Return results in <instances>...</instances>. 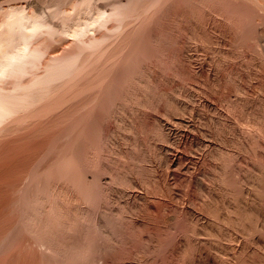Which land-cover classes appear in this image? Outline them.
Returning <instances> with one entry per match:
<instances>
[{"label": "rangeland", "instance_id": "374dc122", "mask_svg": "<svg viewBox=\"0 0 264 264\" xmlns=\"http://www.w3.org/2000/svg\"><path fill=\"white\" fill-rule=\"evenodd\" d=\"M76 1L77 0H63V1L62 0H0V45H2L0 46L1 47L0 51L1 49L5 51L9 49L7 53L10 54L12 52L10 51L12 50V48L14 52H17V50H21L24 47H26L28 52L32 54L30 55V58L27 57L26 59H29V61L31 62L33 61L32 63L31 62L28 63L29 61H26L27 63L25 62L28 65L27 67L26 66L24 67V69L26 70L20 69L23 74L20 73L21 71L18 72L17 70L14 69L15 71H17L16 73L18 75L14 73L15 71L14 72L11 71V74L9 73L8 75L7 73L6 76L4 75L0 79L1 80L0 90L2 91V92L0 91V95L2 94L1 96H3V94L5 93L4 97L6 98L7 96L5 95L8 94L10 98V95L13 94L11 98H14L15 96V99H17L18 101V102L14 101V104L16 107V108L14 107L15 108L14 114L16 116L13 113H11L13 116L11 114L7 116V118L3 120L4 122H6L7 120V122L4 123L2 121L4 125L2 123L0 125V264H58V263L59 264H71V263L74 264L76 260L77 262L75 264H103V259L105 260L104 261L105 264H152V263L157 264L156 263L157 260L158 259L160 260L162 257H164V255L168 253L169 248H171L172 246L173 247L175 246L173 242L176 239V237H174V236H177L176 234L180 232L189 233V231H187L188 229L193 231V228H195L196 230V227L197 229H199L198 225H200V228H202V224H203L202 222H204V221H200L201 222L200 223V222H197V220H194L196 223L193 222L195 224H191L192 222L190 223V220L186 218L185 214H181L182 208L184 207H189L198 212L203 206L202 205L203 201H199L200 200L199 192H195L194 188L192 187L190 188V186H187L185 184L183 185L181 180H178L175 183L176 190H178L177 194L179 193V195H177V199H173V198L170 199V196L167 195V193H165L166 191L163 190L165 196L167 195V198L164 197L163 200H160L165 204L161 202L160 204L162 205L161 206L162 209H160L159 207L160 205H158L159 209L157 210V213L155 214H151L150 212L151 210L148 211L147 209L148 207L142 203L143 207L139 208L140 217H138L139 215L134 216V214H131V210H128L130 209L129 207L130 205L128 206L127 203L122 202L125 200H122V201L110 200V199L107 200L108 197H105L106 195L105 196L102 195L100 199H98L99 201L98 200L97 202L94 201L96 205L93 204L94 208L91 207L92 212L90 214L91 216H89L91 217V219L87 220L88 223L86 221H84L83 224H81V222H78V224L82 225V227L79 225L81 228H84V230L85 228H87L89 229V232L88 230H85V231L83 229L81 230H83L88 235L91 233L90 236L85 234V237H84L83 236L84 232L82 233V231L80 230L82 233L81 238L83 236L86 242L91 239V241H88L89 243L87 242L88 245H86L87 243L83 244V241H82L83 238L80 239V237H78L77 235V232L80 229V227L77 226L76 228L78 230L76 229V232L74 231V233H72L71 231V233L74 234L75 239L78 237V239L81 240V243L83 245L80 243L79 244L82 246H85V248L84 247L83 248L86 250H83L82 252L81 251L80 252L84 255L86 253L88 254V255L86 254L85 256L83 255L82 257H81V253L79 256L75 255L74 257H76V260L75 258L73 259V257L71 258L70 255L73 256V253H70L71 251L69 252L67 251L68 254L66 252H63L65 255L62 252L60 253V255L59 254L56 255L55 251L49 250L52 248H48L47 246H45V244L39 243L40 240H38V238H41V235L39 234V237H38L36 230L33 229L35 232H33L32 229H31L32 231L30 230V228L32 227L26 224L27 218L25 217V215L29 213L31 209H33L32 207H35L36 204H38L36 203L37 201L43 204L44 202L40 200L30 202V200L33 199L32 197L35 196L34 194H36L37 196L40 192L41 193L45 192L44 190L46 189V187H49V189H53L54 187L56 189L57 188L62 189L61 188L62 186L64 187V190L62 189V191L63 192L65 191L64 192L65 196L67 195L68 192L66 193V191L68 189L67 188L68 182L66 181L68 179L67 178L68 170L65 171L67 167L63 168L64 167L63 158L64 160H66L67 157H70V155L74 154V156L81 155L80 157L83 158L82 160H84L83 153L85 154L86 149L90 148L88 146L89 145L91 146L90 141L88 142V140H91L90 138L93 139V136H94L93 131L90 133L89 131L92 130V128L94 130L95 126L98 129L105 128L104 130L106 131L107 130L109 131V129L114 130L116 128L115 130L116 136H114V139L115 137H117L116 139L119 140V137L121 136H122L121 137L122 139H126L123 137L124 133L127 136V138L129 137V139H126V140H128L129 145L131 147L127 146L128 142L126 140H124L126 141L124 142L123 140L121 141V138H120L119 141L120 143L123 142L122 144L123 149L126 148L127 151L132 150L131 154L134 155L133 157L136 156L135 157L136 162L134 160V162L136 163V166H135L136 169L134 168V166L133 167L131 166L133 168L132 171L135 169V171L133 172L136 175L135 174L133 175L137 177L138 179L143 180V182L145 180L148 182L149 181L152 182L148 184L150 186V188L148 187L149 191L153 190L150 192L159 191L158 190L159 188H157V186L160 184H161L160 188L162 189V185H163L162 182H164L163 180H165V176H166V172L163 171L162 169L150 167L148 164L145 165L144 162L140 161L143 157V154L145 153L148 154V151L149 152L151 151V149H149V140L151 141L150 138H152L153 134L157 131L155 128L156 127L155 123L157 120H160L161 122L163 121V124H165L166 126L168 125L167 127H174V129L178 133L186 132L187 134H189L188 138H191L194 144H196V142L208 144L209 141H212V139L209 138L208 135H210L215 140L217 138V141L220 143V146H222V148L220 147L221 150L223 149L224 151L222 152L220 148L218 147L217 150L219 153L217 151L216 153L220 154L221 157H219V155H217L216 153L214 154L215 151H213L210 153L211 156L209 155L207 158L204 157V159L202 157L201 159V161L203 160L202 163L205 166V171L206 170H207L206 172L209 171L212 175H213L214 170L211 169L212 166L210 167V164L212 161H214V159H217V156L220 159H222L223 157L224 159H222V161L227 160L228 164H230L233 160H234L233 161L234 164H235V161L236 163H238L239 161L240 162L243 161L242 163L244 164V168H243V165L240 164V162L238 163V166L241 165L240 168L244 169V170L242 169L240 170L241 173H244L246 171L245 172L246 174L247 173L250 174V172L252 171H249V169L253 170L252 168L253 166L260 168L259 167L260 165L261 168L264 167V153H262L264 150V116H263L264 115V112H263L264 111V0H211L210 2L209 0H193V1L192 0H174V1L173 0L172 1L171 0H160V1L159 0H129V1L128 0H125V1L124 0L122 1L121 0H111V1L110 0L108 1L107 0H80L81 3L78 0L79 4H77L78 1L77 2ZM74 3L76 7L74 6ZM123 4L125 5V7ZM117 5L120 7H117ZM109 6H111V8ZM74 8H76V11ZM117 8L122 9V13H120L121 12L120 9L118 10V12L120 11L119 13L121 16L119 15V13H117V15L114 14V16H111L110 15L112 14L111 11L114 12L113 10ZM99 10H100V13H99ZM107 11H110L109 12L110 14H108ZM64 13L68 15H65L64 17ZM102 13L103 14L106 13L105 16L110 15V16H107V18H105L106 21L104 19L100 20L97 18V16ZM21 14H26V16H28L29 18L32 17V19L34 18L33 20L30 19L29 20L30 22H27L24 25L25 28L23 26L24 29L22 27H18V25L17 26L12 25L13 22L18 18V16L20 17ZM126 14H129L130 16ZM94 16L96 17L94 18ZM88 17L89 18L91 17L92 19L91 18L89 19ZM113 17L115 18V20H113L114 19ZM118 17L120 20L118 19ZM35 18H37V20ZM66 18L68 19L66 20ZM110 18H112V20ZM38 19H40V21ZM116 19L118 20V22L121 21L120 22L121 24L118 22L115 23ZM35 20L40 23L43 22L40 26L41 28L43 25H47L48 27L43 26V29L40 30L39 28V31L37 30L38 32L37 31L32 32L31 24ZM80 20L81 21L83 20V21L81 22ZM101 21L106 22V24ZM9 23L10 24L12 23L11 24L12 26ZM100 23L104 24L103 26L105 27L102 26L101 28ZM84 24L88 26L91 25V28L89 27L88 28L89 30L85 34L86 37L89 35L88 36L89 38L87 37L85 40H84L85 35L83 38V36L80 37L81 35H74V32L72 33L73 30L75 31V30H79L81 27H83V29L87 27V26H84ZM123 25L125 26L123 27ZM93 27H95L96 29H94ZM99 27L101 30L99 29ZM29 28L31 29L29 30ZM124 28H125V31H124ZM11 29H13V31H11ZM111 29H113L115 33ZM117 29H118V32H117ZM17 30H20V32ZM22 30L23 31L26 30V31L22 32ZM30 31L34 34L31 35ZM108 31L110 33H108ZM94 32L95 33L97 32V33L95 34ZM109 34L112 38L109 37ZM23 35L28 36V38L26 39ZM104 35H107V36H104ZM112 35H114L115 37ZM74 37L77 39H75ZM99 37L100 38L102 37V39L103 38L105 39L108 37V39L112 41L110 44L114 42L116 46H114L115 44H112L108 50L110 52L107 51L105 55L103 54L104 56L102 55V53H100V55L98 56L99 58H96L97 56L90 58L89 56V59L93 60V61L91 60L92 63L90 60L86 58L84 59L83 57L81 60L80 53L83 51L82 44L84 43V41L86 43V41L87 42H89L90 40L92 41L93 38L99 39ZM116 38H117V41L120 39L122 40L118 41L117 43ZM73 39H75L76 41L74 42ZM80 39L84 41L82 42ZM79 40H80V43H79ZM141 47H143L144 49L142 48L143 50H141ZM131 49L134 52V54H132V56L134 55L133 59L136 61L135 62L133 59H131V63L132 61L135 62L133 63V65L137 63L136 66L138 65L137 69L139 68V70H137L138 72H136L137 77L134 76L136 74L135 73L136 67L134 65L133 68L135 69L134 70L135 74L133 73L134 74L133 76H129V75L128 76L131 78L136 77V79L132 78V80L136 81L137 78L143 79L144 78L143 76L146 77V74L152 73V78H153L152 80H154V82L152 81L153 83L151 85L153 86L151 87L153 88V90L154 88L157 89V87H158V91L159 89L161 90L163 89V94L160 96V99H159L160 104L158 103V106L159 105L160 106L154 107L155 109L146 108L144 109L146 112L142 110L140 112L135 111L134 113V110H137L136 109L137 106L135 103H132L133 101H135L134 99L135 97H133L131 91L138 89L139 87V84L137 85L138 80L136 82L134 81L128 82V80L126 79H131V78H128V77H125L126 79L121 78L126 75V70H125L126 68L125 67L123 68V65L127 63L126 61H128L129 55L131 58V54H130L132 52L130 51ZM134 49L136 50V52L139 51L138 54H135L136 52L134 51ZM140 50L143 52H141ZM5 51H1L3 52L1 54L6 53ZM139 55H142V56L140 57ZM3 56L1 55L0 58H3ZM125 56L126 58H128L127 60L125 59ZM72 59L73 61L74 60L75 61L72 62ZM122 61L123 62L125 61V63H123ZM71 62L73 63L72 64L73 65L72 69L74 68L73 72L71 69H70L71 71L69 70L68 66H67V70H65L66 69L65 66L67 64L69 65ZM128 62H130V60ZM74 63H76V65ZM88 63H89L90 68L86 66L88 67L86 68L88 70L87 72V70L83 69V67H85V65H88ZM29 64L30 65L33 64V65L30 66ZM82 64L84 66H82ZM63 66H64V69H63ZM74 66L79 71L78 70L75 71L76 68ZM60 67H62V69ZM113 67H114V70H113ZM129 70L131 71V69ZM78 72H80L81 74H79ZM122 73L124 75L120 76ZM33 76L34 78L36 76L37 79L36 78L34 79ZM38 78L40 79V81ZM31 79L32 80L34 79L33 82ZM101 79L104 80L105 83ZM113 79L115 80L116 83L114 82ZM117 79L118 81H116ZM123 79L125 80L124 82L125 84L122 83ZM126 81L130 83V85L134 82V84L131 86L132 88L133 86H135V89L128 88L127 87L128 83ZM38 82H41V83L38 84ZM109 82L112 84V86H114L115 90L116 89L119 90V91L116 90V93H117L115 97V99H117L116 104L123 102L122 104L120 103V105L124 107L123 109L124 111H122V113L124 114L125 112H128L129 114L126 113L127 118L130 116L129 120L130 122H133V124H131L133 126L131 129V132L129 131L130 133L124 132V130H121L122 129V127H120L121 125L119 123H118L119 125L117 123L116 125L114 118L110 117L111 115L108 112L109 110L111 112L113 109L112 108L113 100L111 102L105 103V106L107 108L104 109L103 106H101L104 110L102 108L94 106L97 100L98 101L101 100L100 98H102L103 100V97H104L103 95L105 94V91H106L105 88L107 89L106 86L110 84ZM31 83L32 85H35V86L31 85L34 89L31 86H30V89L28 88L29 90L25 89V87H29L28 85ZM98 83L101 85H99ZM102 83L105 87L102 85ZM115 84L118 85L119 87L117 88ZM20 86L21 87L23 86V87L21 88ZM39 86L42 88H40ZM124 86L127 88L123 89ZM14 87H15V90H14ZM16 87L20 91H17L18 89ZM20 88L21 89L24 88V90L21 91ZM126 89L127 90L131 89L128 91V95L126 94V91H127ZM156 89L154 90L155 93L158 92L156 91ZM3 91H6V92H3ZM8 91L13 92V93L9 94ZM117 91L118 92L123 91V92H120L119 94ZM18 92H20L21 94ZM188 93L189 94L193 93L194 94L193 98L191 99L187 98L186 94ZM125 94L127 95V97H125L126 96ZM16 95L17 96L19 95L18 96L19 99L16 97ZM21 95H23V97L24 96L26 97L23 99V97L21 98ZM121 95H123L125 98H123V96L121 97ZM129 95L132 96V98L129 97ZM163 95H165V97ZM183 95H186V96H183ZM169 96L174 97L175 99L177 98L179 100L186 101L187 103L191 104L190 106L195 107V109L199 111V113L203 117L200 119L199 118L197 119L196 117H193L191 114H187L185 116V120L187 121V123H180L179 121H177V123L175 124L173 122L174 120H171L174 118V117H171L173 115L172 113L176 112L175 109L172 107L173 105H169V104L166 105L167 103H164V101L167 102L166 100H167V97ZM161 97H164V98H161ZM11 98L10 100H12ZM165 98L166 100H164ZM119 99H121V101ZM132 99L134 100L132 101ZM102 100L99 102H102ZM115 101L116 100H114V103ZM246 101L247 102L249 101L248 102L249 104L245 103ZM244 103L245 105L248 104L249 106H252L255 111L253 112V115L251 116V119L252 118L253 119L250 120L249 123L246 120L247 119L246 115L244 113L243 114L241 113L242 107L240 106H242ZM258 103L260 104L261 108L259 107ZM107 104L109 105L107 106ZM254 105L256 107V110H255ZM156 108L162 112H159L158 110H156ZM170 108L173 110H171ZM169 109L170 111H173V112L170 113ZM93 110L96 112V114L93 112ZM99 110L101 111L99 112ZM106 111L108 114L107 116H105ZM16 112L18 113L16 114ZM94 114L96 115V118H93L92 120L91 117H95ZM99 115L101 116L99 117ZM150 115L152 117H150ZM97 116L99 119H97ZM218 117L220 118V121L222 122V124H217V125L211 124L209 120L211 118L216 119ZM103 118H104V121H102ZM178 118H181V117L177 116V119ZM258 118H261V119L263 118V119L262 120L260 119L261 120L260 121ZM94 119L95 120L97 119L95 124L93 123V121H95ZM89 124L91 125L94 124V126L93 125L91 126ZM100 125H103V127ZM88 126H89V129H88L89 131L87 132ZM90 126H91V129H90ZM85 129H86L85 132H87L89 135L92 133V135L90 136L85 133L86 135L85 137H87V135L89 137V139L87 137L88 140L84 139L83 131ZM246 130L247 131L250 130V132L248 131L249 133H247ZM127 134L128 135L130 134V136H128ZM248 134H249V137H248ZM95 135L96 136H94V140L96 139V143H97V141L99 140V136L97 133H95ZM222 136H224L225 145L223 143L224 140L221 141L222 143L218 140V138ZM235 139H237V141ZM190 140L186 141L184 145L182 146V148L180 149L181 152L184 154V159L181 162V167L183 168L186 166H190L193 162L197 161L198 159L200 161V158H201V155H200L201 150L199 149V151L198 150L194 151L195 148L193 146L192 140L191 141ZM93 142L95 143V141ZM163 142L160 141L159 143L166 146L167 144L165 143V141ZM241 142L243 143L249 142L250 146L249 144H247V147H246L247 149L249 147L248 151L247 149H245V147L243 148L242 146L243 143L241 144ZM112 146L114 147L115 145L114 144L110 145L111 149H112ZM69 151H70V154H69ZM110 151L111 150L108 149V152ZM127 151L125 150V152ZM231 151H232L231 153L232 155H230ZM234 152H236V154ZM223 153L226 154L225 157ZM105 154L111 155L109 156L110 159L115 161L112 153H109V154L105 153ZM60 158L62 161L60 160ZM129 161L131 160H129L128 158L126 159L125 156H124V160L122 159V163L127 162L126 164H129ZM134 162L133 164L135 165ZM253 162L256 164H254ZM57 163L59 164V166ZM125 163L123 164L126 165ZM245 166H247L248 168H246ZM127 167H130V165ZM58 168L60 169L58 170ZM62 168H63V171H62ZM53 172H55L54 173L55 175L53 174ZM56 172L58 173V175L56 174ZM212 175L204 179V183L206 184L208 188L209 186L211 188H214L213 186L214 184L212 183L213 182ZM52 176L54 177V179L52 178ZM48 179L50 180V182ZM227 180L230 181V179H227ZM146 181H145V184L147 183ZM241 181L242 183L244 182V180H241ZM31 182L32 183L34 182L33 186ZM155 182H158V183L155 184ZM174 182L172 184H174ZM57 184L58 185L61 184V185L57 186ZM30 191H31V194L29 193ZM139 191L146 192V190L144 189H141ZM215 191L216 192L218 191L217 193L219 192L221 193L219 189L218 190L216 189ZM75 192L72 195H76ZM30 195L32 199L29 197ZM69 195H71V192H69L67 196ZM202 195L204 198L205 197L204 194ZM65 196H63V198L61 196V199L63 200H58V202H60L61 205L62 204L64 205L62 206L65 208V210H67L66 212L68 213L71 212L69 214L70 216L71 215L73 216L74 214L77 216L78 214H80L79 213L80 211H78V209L80 208L79 205L82 204L80 203L81 201L79 200L80 201L79 202L78 200H75V201L68 200V198ZM71 197L72 196H69V198ZM64 198H66L67 200H65ZM203 198L201 200H203ZM204 199L206 200L207 198H204ZM220 200H224V199L221 197ZM115 201H116V204H115ZM30 206L31 208L29 209ZM39 206L35 207L34 210L32 211H35V209L38 208ZM121 207H124V208H121ZM144 207L145 208L147 207V208L145 209ZM79 210H81V208ZM117 210H118V213L120 212L119 214L117 213ZM125 210L126 211L128 210L130 214L128 211L126 212ZM98 211L99 213L101 211L104 212L105 216L104 215L102 216H104L105 218L104 227L106 228L107 232H104V233L101 232V230L105 231V228L97 230L99 229V227L97 226L95 219H96V216L98 215ZM173 211L177 213L176 215L177 218H175L174 221L172 220L171 222H168L166 220V217L168 216V214L169 215L173 214L172 213ZM103 212L101 214H103ZM201 212H202V209H201ZM201 212L199 211L198 213H201ZM113 215H116V216L124 215V216L123 217L121 216L122 218L121 217L119 218ZM161 215L163 216L162 218L160 217ZM207 216L208 214L205 215V217ZM159 217L161 221L159 220ZM155 218L158 219V220L156 219V222H155ZM164 218L167 223L163 220ZM114 219H117V220H114ZM207 219H210V221ZM213 219L214 221H216L215 218H210V216L207 217L205 220L209 222H213ZM89 220H92V221L90 222ZM144 221H145V224L140 225L139 222H141L142 224L144 223ZM218 221H216L215 223H218L219 225L217 224L216 225L217 226L221 225L222 227V222H218ZM105 222L106 224L108 222L109 226L108 224L106 226ZM161 222H163V225ZM91 223L93 224V226ZM146 224H147V227H146ZM171 224L175 225V226L172 225L174 226V228L171 226ZM156 225L157 226L159 225V226L156 227ZM83 226H86V227H83ZM152 226L154 228H152ZM112 228L114 229L111 230ZM160 230H162L163 233L160 232ZM80 231L78 233L79 235H80ZM221 231L223 232V227L221 228ZM221 231H219V235L222 234ZM150 234L151 236H149ZM157 234L158 236H165V238L163 237L164 238L163 242L160 239L161 237H158ZM92 235L94 236V239ZM204 237L209 240L212 239V237L209 235H205ZM128 238H130V241L127 240ZM78 239H76L75 241H77ZM110 239L112 240V242H110L111 241ZM93 240L96 244L97 243L98 244L95 245ZM125 240L127 241V244L129 242L130 244L127 245L125 243ZM90 243H91V248H89ZM76 246H78V244ZM82 246H78L76 248L78 249L80 247L79 250H82L81 249ZM77 249L75 250L79 251ZM192 250L194 249L192 248ZM49 254L51 255V257ZM67 255L70 257H66ZM60 258L61 259L63 258V259L61 260ZM68 258H71V259H68ZM153 259L156 262L153 261Z\"/></svg>", "mask_w": 264, "mask_h": 264}, {"label": "bare ground", "instance_id": "6f19581e", "mask_svg": "<svg viewBox=\"0 0 264 264\" xmlns=\"http://www.w3.org/2000/svg\"><path fill=\"white\" fill-rule=\"evenodd\" d=\"M63 1V0H62ZM78 1V0H77ZM76 1V2H77ZM80 1V0H79ZM79 1L77 2V4H79ZM108 1V0H107ZM111 1V0H110ZM122 1V0H121ZM125 1V0H124ZM129 1V0H128ZM160 1V0H159ZM172 1V0H171ZM174 1V0H173ZM193 1V0H192ZM192 1H190V2H192ZM211 0H209V2H210ZM68 2V1H67ZM102 2V1H101ZM209 2H208V4H209ZM66 3V2H65ZM71 3H72V1H71ZM80 3H81V1H80ZM95 3V2H94ZM106 3V2H105ZM126 3H127V1H126ZM201 3V2H200ZM156 4V3H155ZM204 4V3H203ZM207 4V5H208ZM84 5V4H83ZM88 5H89V3H88ZM94 5V4H93ZM106 5V4H105ZM108 5H110V4H108ZM124 5V4H123ZM179 5V4H178ZM64 6V5H63ZM74 6L76 7V5H75V3H74ZM87 6V5H86ZM100 6V5H99ZM102 6V5H101ZM116 6V5H115ZM205 6V5H204ZM210 6V5H209ZM82 7H84V6H82ZM96 7V6H95ZM104 7V6H103ZM103 7H102V9H103ZM110 8H111V6H109ZM113 7V6H112ZM117 7H120V6H118L117 5ZM124 7H125V5H124ZM73 8V7H72ZM71 8V9H72ZM78 8V7H77ZM107 8V7H106ZM121 8H123V7H121ZM206 8V7H205ZM75 9V11H76V8H74ZM87 9V8H86ZM99 9V8H98ZM97 9V10H98ZM120 8H117V9H114L113 11L114 12H112L111 11V13L112 14H110L109 12L110 11H107V13L108 14H110L111 16H114V14L115 15H117V13H119L118 12V10H119ZM128 9V8H127ZM146 9V8H145ZM155 9V8H154ZM174 9V8H173ZM172 9V10H173ZM180 9V8H179ZM62 10V9H61ZM121 10V12L120 13H122V9H120ZM73 11V10H72ZM104 11V10H103ZM102 11V12H103ZM154 11V10H153ZM152 11V12H153ZM67 12H69V11H67ZM83 12V11H82ZM92 12V11H91ZM95 12H97V11H95ZM174 12V11H173ZM99 13H100V10H99ZM120 13H119V15H120ZM125 13V12H124ZM148 13H149V11H148ZM193 13V12H192ZM70 14V13H69ZM72 14V13H71ZM83 14H85V13H83ZM89 14V13H88ZM88 14H86V15H88ZM92 14V13H91ZM98 14V13H97ZM106 14V13H105ZM105 14H100V15H98L97 16V18L98 19H104L105 21H106V19L105 18H107V16H110V15H107V16H105ZM32 15V14H31ZM63 15V14H62ZM65 15H68V14H65L64 13V17H65ZM82 15V14H81ZM118 15V16H119ZM126 15H129V14H126ZM33 16H34V14H33ZM89 16H91V15H89ZM105 16V17H104ZM121 16V15H120ZM130 16V15H129ZM128 16V17H129ZM36 17V16H35ZM69 17V16H68ZM75 17V16H74ZM77 17V16H76ZM79 17V16H78ZM96 16H94V18H95ZM131 17H133V16H131ZM183 17V16H182ZM19 18V19H18ZM18 18L16 19V20H18V21H16L15 19V21L13 22V24L12 25H15V26H17L18 25V27H22L23 28V26L27 23V22H30L29 20L30 19H32V17L31 18H29L28 16H26V14H21L20 15V17L18 16ZM70 18H71V16H70ZM89 18V17H88ZM91 18V17H90ZM89 18V19H90ZM93 18V19H94ZM114 18V17H113ZM34 19V18H33ZM32 19V20H33ZM36 20H37V18H35ZM41 19V18H40ZM40 19H38L39 21H40ZM68 18H66V20H67ZM74 19V18H73ZM92 19V18H91ZM109 19V18H108ZM111 20H112V18H110ZM118 19H119V17H118ZM123 19V18H122ZM34 21L32 24H31V28H29V30L31 29V31L33 32V31H39V28H40V30L41 29H43V26H45V27H48L47 25H43L42 26V28L40 27L41 26V24L43 23H40V22H38V21ZM70 20V19H69ZM76 20V19H75ZM99 20V21H100ZM113 20H115V18L113 19ZM120 20V19H119ZM136 20V19H135ZM42 21V20H41ZM72 21V20H71ZM81 21V20H80ZM83 21V20H82ZM81 21V22H82ZM98 21V22H99ZM110 21V20H109ZM126 21V20H125ZM124 21V22H125ZM12 22V21H11ZM32 22V21H31ZM70 22V21H69ZM76 22V21H75ZM80 22V23H81ZM90 22V21H89ZM88 22V23H89ZM101 22H103V21H101ZM116 22H118V20L116 19V21H115V23ZM121 22V21H120ZM120 22H118V23H120ZM129 22V21H128ZM16 23V24H15ZM65 23V22H64ZM63 23V24H64ZM68 23V22H67ZM103 23H105L106 24V22H103ZM110 23V22H109ZM151 23H152V21H151ZM240 23V22H239ZM10 24V23H9ZM10 24V25H11ZM66 24V23H65ZM69 24V23H68ZM78 24H79V22H78ZM101 24V23H100ZM113 24V23H112ZM121 24V23H120ZM119 24V25H120ZM126 24V23H125ZM156 24V23H155ZM155 24H154V26H155ZM11 25V26H12ZM94 25V24H93ZM95 25H96V23H95ZM99 25V24H98ZM104 24H101L100 26H101V28H102V26H103ZM127 25V24H126ZM128 25H130V24H128ZM180 25V24H179ZM239 25V24H238ZM10 26V27H11ZM15 26H13V27H15ZM69 26V25H68ZM67 26V27H68ZM74 26V25H73ZM84 26H87V27H85L84 29H83V27H81L79 30H73V29H71V30H73L72 31V33L74 32V35H81L80 37H82L83 36V38H84V35L86 34V32L89 30L88 28L90 27L91 28V25L90 26H88V25H85L84 24ZM107 26V25H106ZM113 26V25H112ZM115 26V25H114ZM125 25H123V27H124ZM153 26V25H152ZM103 27H105V26H103ZM110 27V26H109ZM122 27V28H123ZM126 27H128V26H126ZM147 27V26H146ZM24 28H25V26H24ZM23 28V29H24ZM94 29H96L95 27H93ZM118 28V27H117ZM159 28H160V26H159ZM61 29V28H60ZM98 29V28H97ZM99 29H100V27H99ZM109 29V28H108ZM128 29V28H127ZM126 29V30H127ZM15 30V29H14ZM62 30V29H61ZM101 30V29H100ZM103 30V29H102ZM112 31H113V29H111ZM110 30V31H111ZM116 30V29H115ZM120 30H122V29H120ZM129 30V29H128ZM148 30V29H147ZM171 30V29H170ZM11 31H13V29H11ZM17 31H19L20 32V30H17ZM26 31V30H25ZM25 31H23L22 30V32H25ZM30 31V32H31ZM37 31V32H38ZM92 31V30H91ZM124 31H125V28H124ZM164 31V30H163ZM31 32V35L32 34H34V33H32ZM61 32H63V31H61ZM114 32V31H113ZM117 32H118V29H117ZM150 32V31H149ZM157 32V31H156ZM12 33V32H11ZM17 33V32H16ZM69 33V32H68ZM92 33V32H91ZM90 33V34H91ZM95 33V32H94ZM97 33V32H96ZM95 33V34H96ZM106 33V32H105ZM108 33H110L109 31H108ZM115 33V32H114ZM113 33V34H114ZM125 33V32H124ZM148 33V32H147ZM26 34V33H25ZM150 34V33H149ZM153 34H155V33H153ZM166 34V33H165ZM71 35H73V34H71ZM70 35V36H71ZM116 35V34H115ZM119 35V34H118ZM117 35V36H118ZM159 35V34H158ZM24 36V35H23ZM68 36V35H67ZM89 36V35H88ZM87 36V37H88ZM92 36V35H91ZM99 36H100V34H99ZM102 36V35H101ZM104 36H107V35H104ZM112 36H114V35H112ZM124 36V35H123ZM165 36V35H164ZM171 36V35H170ZM173 36V35H172ZM262 36V35H261ZM26 39L28 38V36H24ZM73 37V36H72ZM86 37V35H85V38H84V40L87 38ZM109 37H111L110 36V34H109ZM115 37V36H114ZM113 37V38H114ZM154 37V36H153ZM31 38V37H30ZM75 38V37H74ZM83 38H81V39H83ZM89 38V37H88ZM112 38V37H111ZM125 38V37H124ZM143 38V37H142ZM152 38V37H151ZM168 38V37H167ZM170 38V37H169ZM263 38V37H262ZM75 39H77V38H75ZM75 39H73L74 40V42L76 41ZM80 39V40H81ZM91 39V38H90ZM90 39H88V40H90ZM127 39V38H126ZM153 39V38H152ZM166 39V38H165ZM171 39V38H170ZM80 40H79V43H80ZM84 40H81L82 42L84 41ZM120 40H122V39H120ZM120 40H118V41H120ZM128 40V39H127ZM144 40V39H143ZM149 40V39H148ZM167 40V39H166ZM91 41V40H90ZM87 42L86 41V43H85V41H84V43L82 44L83 45V51L80 53L81 55V60H82V57L85 59H88V60H92V59H89V56H90V58L91 57H96V58H99L98 56L100 55V53H102V55L104 54H106L107 53V51L109 50V47L112 45V44H115L114 42L112 43V44H110L112 41H110L109 39H108V37L107 38H103L102 39V37L100 38L99 37V39H96V38H93L92 39V41L91 42ZM116 41H117V38H116ZM118 41H117V43H118ZM147 42V41H146ZM149 42V41H148ZM167 42V41H166ZM23 43V42H22ZM21 43V44H22ZM78 43V42H77ZM128 43V42H127ZM131 43V42H130ZM133 43V42H132ZM173 43V42H172ZM76 44V43H75ZM148 44V43H147ZM157 44V43H156ZM19 45V44H18ZM24 45V44H23ZM27 45V44H26ZM151 45V44H150ZM0 46H2V45H0ZM21 46V45H20ZM114 46H116V44L114 45ZM135 46V45H134ZM143 46H145V45H143ZM78 47V46H77ZM125 47V46H124ZM1 48V47H0ZM3 48V47H2ZM21 48V47H20ZM114 48V47H113ZM117 48V47H116ZM128 48V47H127ZM131 48V47H130ZM136 48V47H135ZM143 47H141V50H143L142 49ZM152 48V47H151ZM14 49H15V47H14ZM115 49V48H114ZM164 49V48H163ZM9 50V49H8ZM8 50H2L1 49V51H5L6 53L8 52ZM111 50V49H110ZM140 50V51H141ZM156 50H157V48H156ZM160 50V49H159ZM0 51V57H1V55L3 56V58H0V59H2V60H0V79H1V77H3L4 75L6 76V74L8 73V75H9V73L11 74V71L12 72H14L15 70H17L18 72L19 71H21L22 69H24V67L26 66H28L26 63V61H29V59H26L27 57L28 58H30V55H32L31 53H29L28 52V50H27V48L26 47H24L23 49H21V50H17V52H14V50H13V48H12V50H10V51H12L10 54H6V53H4V54H1V53H3V52H1ZM15 51H16V49H15ZM118 51V50H117ZM120 51V50H119ZM130 51H132V49L130 50ZM134 51L136 52V50L134 49ZM161 51V50H160ZM163 51V50H162ZM34 52H35V50H34ZM77 52V51H76ZM108 52H110V51H108ZM139 52V51H138ZM138 52H136L135 54H138ZM141 52H143V51H141ZM74 53V52H73ZM112 53V52H111ZM130 53V52H129ZM150 53V52H149ZM160 53V52H159ZM78 54H79V52H78ZM110 54V53H109ZM113 54V53H112ZM121 54V53H120ZM123 54H125V53H123ZM131 58H130V55H129V59L128 58H126V56H128V55H126L125 56V59L127 60L128 59V61L130 60V62H128V61H126L127 63H125V61L123 62V63H125V65H123V68L125 67L126 69V75L124 76V77H121V78H125V77H128V78H131V77H129V76H133L136 72H138L137 70H139V68L137 69V66H136V64H134L135 65V67H136V70L133 68L134 67V65H133V63H135L136 61L133 59V57H134V55L132 56V54H134V52L132 51L131 53ZM146 54V53H145ZM166 54V53H165ZM103 55V56H104ZM114 55H115V53H114ZM122 55V54H121ZM157 55H159V54H157ZM40 56V55H39ZM67 56V55H66ZM77 56V55H76ZM140 57L142 56V55H139ZM146 56V55H145ZM57 57V56H56ZM59 57V56H58ZM110 57V56H109ZM137 57V56H136ZM67 58H69V57H67ZM121 58V57H120ZM147 58H148V56H147ZM114 59V58H113ZM131 59H133L135 62H133L132 61V63H131ZM34 60V59H33ZM55 60V59H54ZM63 60V59H62ZM79 60V59H78ZM80 60V61H81ZM95 60V59H94ZM122 60V59H121ZM53 61V60H52ZM69 61H71V60H69ZM69 61H68V63H69ZM75 61V60H74ZM73 61V59H72V62H74ZM85 61V60H84ZM93 61V60H92ZM92 61H91V63H92ZM113 61V60H112ZM114 61H116V60H114ZM139 61V60H138ZM26 62V63H25ZM31 61H29L28 63H30ZM33 62V61H32ZM31 62V63H32ZM67 62V61H66ZM65 62V63H66ZM70 63L69 65L67 64H65L66 66V69L65 70H67V66H68V68H69V70L71 69L72 70V72H73V69H72V64L73 63ZM77 62V61H76ZM79 62V61H78ZM83 62V61H82ZM86 62H87V60H86ZM86 62H85V64H86ZM95 62V61H94ZM120 62V61H119ZM119 62H117V63H119ZM26 65H25V64ZM36 63V62H35ZM34 63V64H35ZM52 63V62H51ZM58 63V62H57ZM62 63H64V62H62ZM90 63V62H89ZM89 63H88V65H85V67H83V69H86V68H88L89 67ZM122 63V64H123ZM75 65H76V63H74ZM78 64V63H77ZM107 64H108V62H107ZM30 65V64H29ZM31 65H33V64H31ZM30 65V66H31ZM115 65V64H114ZM133 65V66H132ZM144 65V64H143ZM62 66V65H61ZM82 66H84L83 64H82ZM86 66H88V67H86ZM96 66V65H95ZM99 66V65H98ZM118 66V65H117ZM132 66V67H131ZM142 66V65H141ZM147 66V65H146ZM56 67V66H55ZM75 67V66H74ZM92 67H94V66H92ZM91 67V68H92ZM115 67V66H114ZM114 67H113V70H114ZM130 67V68H129ZM16 68H18V69H16ZM61 69H62V67H60ZM76 68V67H75ZM79 68V67H78ZM90 68V67H89ZM111 68V67H110ZM116 68V67H115ZM132 68H133V70H132ZM148 68V67H147ZM15 69V70H14ZM21 69V70H20ZM31 69V68H30ZM63 69H64V66H63ZM120 69V68H119ZM129 69H131V71L129 70ZM154 69V68H153ZM24 70H26V69H24ZM23 70V71H24ZM70 70V71H71ZM78 69L76 68V70L75 71H77ZM87 70V69H86ZM124 70V71H125ZM134 70H135V73H134ZM17 71H15L14 73H16ZM58 71V70H57ZM70 71H69V73H70ZM79 71V70H78ZM91 71H93V70H91ZM124 71H122V72H124ZM150 71V70H149ZM152 71V70H151ZM68 72V71H67ZM71 72V73H72ZM87 72H88V70H87ZM119 72V71H118ZM21 74H23L22 73V71L20 72ZM24 73H26V72H24ZM79 74H81L80 72H78ZM86 73V72H85ZM134 73V74H133ZM141 73V72H140ZM147 73V72H146ZM17 74V73H16ZM66 74V73H65ZM89 74V73H88ZM115 74V73H114ZM7 75V76H8ZM15 75V74H14ZM18 75V74H17ZM20 75V74H19ZM67 75V74H66ZM70 75H72V74H70ZM69 75V76H70ZM122 75H124L123 73L120 75V76H122ZM129 75V76H128ZM137 75V73L134 75V76H136ZM84 76V75H83ZM116 76V75H115ZM139 76V75H138ZM154 76V75H153ZM41 77V76H40ZM57 77V76H56ZM77 77V76H76ZM82 77V76H81ZM99 77V76H98ZM137 77V76H136ZM136 77H132V78H135L136 79ZM144 78L142 79V78H137V80H138V83H137V85L139 84V87H138V89L137 90H132L131 92H132V95H133V97H135L134 99H135V101H133L134 99H132V103H135L136 104V106H137V110H134V113H135V111H137V112H140V111H142V110H144V109H146V108H150V109H152V108H154V107H157L158 106V103L160 104V96L163 94V89L161 90V89H159V91H158V87H157V89L156 88H154V90L156 89V91H158V92H156L155 93V91L153 90V88L151 87V86H153V85H151L153 82H154V80H152L153 78H152V73H148V74H146V77L145 76H143ZM33 78H34V76H33ZM35 78H36V76H35ZM34 78V79H35ZM71 78V77H70ZM80 78V77H79ZM78 78V79H79ZM112 78H114V77H112ZM132 78L131 79H126V80H128V82L129 81H134V80H132ZM3 79V78H2ZM33 79V80H34ZM37 79V78H36ZM39 79V78H38ZM42 79V78H41ZM77 79V78H76ZM96 79V78H95ZM32 80V79H31ZM30 80V81H31ZM33 80H32V82H33ZM69 80V79H68ZM102 80V79H101ZM107 80V79H106ZM110 80V79H109ZM114 80V79H113ZM120 80V79H119ZM136 80V81H137ZM1 81V80H0ZM38 81V80H37ZM39 81H40V79H39ZM45 81V80H44ZM95 81V80H94ZM102 81H104V80H102ZM116 81H118V79L116 80ZM136 81H134V82H136ZM153 81V82H152ZM42 82V81H41ZM41 82H38V84H40ZM46 82V81H45ZM98 82V81H97ZM108 82V81H107ZM112 82V81H111ZM114 82H115V80H114ZM125 82V80L123 79V82L122 83H124ZM127 82V81H126ZM127 82V83H128ZM134 82L131 84V85H133L134 84ZM30 83V82H29ZM35 83V82H34ZM69 83V82H68ZM104 83H105V81H104ZM110 83V82H109ZM116 83V82H115ZM99 84V83H98ZM111 84V83H110ZM110 84H108L106 87H107V89L105 88V94L104 93H102V94H104L103 96V100H102V98H100L101 100H102V102H99V101H101V100H97L96 101V103H95V105L94 106H96V107H99V108H102L101 106H103V108L105 109V108H107L106 106H105V103H108V102H111L112 100V102H113V106H112V111L110 112V110H109V108H108V110H109V114L111 115L110 117H113L114 118V121H115V124L117 123H119L121 126L120 127H122V129L121 130H124V132H131V129H132V125L131 124H133V122H130V120H129V117L127 118V115H126V113L127 114H129L128 112H125L124 114L122 113V111H124L123 109H124V107H122V105H120V103H118V104H116V102H117V99H115V97H116V90H118V89H114V86H112V84L110 85ZM117 84H119V83H117ZM125 84V83H124ZM136 84V83H135ZM20 85V84H19ZM18 85V86H19ZM28 85V84H27ZM32 85V83L31 84H29L28 86L29 87H25V89H30V86ZM46 85V84H45ZM48 85V84H47ZM50 85V84H49ZM93 85V84H92ZM99 85H101V84H99ZM98 85V86H99ZM102 85H103V83H102ZM122 85V84H121ZM130 83H128V85H127V87L128 88H132V86L130 85ZM32 86H35V85H32ZM31 86V87H32ZM37 86V85H36ZM41 86V85H40ZM39 86V87H40ZM94 86V85H93ZM104 86V85H103ZM115 86H117V88L119 87L118 85H116L115 84ZM21 87V86H20ZM23 87V86H22ZM21 87V88H22ZM46 87V86H45ZM105 87V86H104ZM127 87H123V89L124 88H127ZM17 88V87H16ZM20 88V89H21ZM33 88V87H32ZM36 88V87H35ZM40 88H42V87H40ZM92 88V87H91ZM97 88V87H96ZM120 88H122V87H120ZM133 88L135 89V86H133ZM132 88V89H133ZM5 89V88H4ZM18 89V88H17ZM28 89V90H29ZM34 89V88H33ZM101 89V88H100ZM122 89V90H123ZM12 90V89H11ZM10 90V91H11ZM14 90H15V87H14ZM13 90V91H14ZM22 90H24V88L23 89H21V91ZM98 90V89H97ZM127 90V89H126ZM129 90H131V89H129ZM129 90H127L126 91V94L128 95V91ZM161 90V91H160ZM1 91V90H0ZM17 91H20L19 89L17 90ZM101 91V90H100ZM119 91V90H118ZM117 91V92H118ZM2 92V91H1ZM3 92H6V91H3ZM16 92V91H15ZM30 92V91H29ZM96 92V91H95ZM120 92H123V91H120ZM120 92H118L119 94H120ZM178 92V91H177ZM8 93L10 94V93H13V92H9L8 91ZM18 93H20V92H18ZM17 93V94H18ZM26 93V92H25ZM5 94V93H4ZM4 94H3V96H1L0 95V125H1V123L3 124V120L4 119H6L7 118V116H9L11 113H13L14 114V110H15V104H14V101H17V99H15V96H14V98H11L12 97V95H10V98L13 100H10V98H9V95L7 94V95H5V96H7L6 98L4 97ZM21 94V93H20ZM31 94H33V93H31ZM125 94V95H126ZM26 95V94H25ZM123 95H124V93H123ZM123 95H121V97L123 96ZM127 95L125 96V97H127ZM131 95V94H130ZM129 95V97H131L132 98V96H130ZM170 95V94H169ZM187 95V96H186ZM186 95H183V96H186L187 98H193V93L192 94H186ZM192 95V96H191ZM19 96V95H18ZM18 96L16 95V97L18 98ZM118 96V95H117ZM164 97H165V95H163ZM171 96H173V95H171ZM171 96H169V97H167V100H166V98L164 99V100H166L167 102H165L164 101V103H167L166 105H173L172 107L175 109V111L177 112H175V113H172L173 115L171 116V114H170V116L171 117H174L173 119H171V120H174L173 122L176 124L177 123V121H179L180 123H187V121L185 120V116L187 115V114H191L193 117H196L197 119L199 118H202L203 116L199 113V111H197L196 109H195V107H193V106H190L191 104H189V103H187L186 101H182V100H179V99H175L174 97H171ZM23 97V95H21V98ZM26 96H24L23 97V99L25 98ZM124 96H123V98H125ZM159 97V98H158ZM164 97H161V98H164ZM186 98V99H187ZM195 98H196V96H195ZM194 98V99H195ZM9 99V100H8ZM19 99V98H18ZM106 100H108V101H106ZM114 100H116L115 101V103H114ZM120 101H121V99H119ZM119 100H118V102H119ZM162 100V99H161ZM20 101V100H19ZM23 101V100H22ZM127 101V100H126ZM192 101V100H191ZM244 101V100H243ZM258 101V100H257ZM18 102V101H17ZM21 102V101H20ZM19 102V103H20ZM24 102V101H23ZM22 102V103H23ZM30 102V101H29ZM129 102V101H128ZM249 102V101H248ZM247 101L245 102V103H248ZM256 102V101H255ZM98 103V104H97ZM123 103V102H122ZM121 103V104H122ZM245 103L242 105V106H240V107H242V109H241V113L243 114H245L246 115V120L248 121V123H249V121L250 120H252L251 119V116L253 115V112H255L254 111V108L252 107V106H249L248 104L247 105H245ZM93 104H94V102H93ZM92 104V105H93ZM125 104V103H124ZM135 104H133V105H135ZM163 104V103H162ZM259 104V103H258ZM24 105H25V103H24ZM109 104H107V106H108ZM111 105V104H110ZM16 106H17V104H16ZM22 106V105H21ZM124 106V105H123ZM160 106V105H159ZM158 106V107H159ZM165 106V105H164ZM15 107V108H14ZM91 107V106H90ZM95 107V108H96ZM111 107V106H110ZM126 107V106H125ZM254 107H255V105H254ZM259 107H260V104H259ZM19 108V107H18ZM22 108V107H21ZM99 108H97V109H99ZM102 108V109H103ZM261 108V107H260ZM263 108V107H262ZM91 109V108H90ZM94 109V108H93ZM101 109V110H102ZM103 109V110H104ZM155 109V108H154ZM153 109V110H154ZM160 109V108H159ZM171 109V108H170ZM170 109H169V111H170ZM257 109H259V108H257ZM23 110H24V108H23ZM92 110V109H91ZM101 110H99V112L101 111ZM102 110V111H103ZM156 110H158L157 108H156ZM164 110H165V108H164ZM167 110H168V108H167ZM171 110H173V109H171ZM255 110H256V107H255ZM21 111V110H20ZM20 111H18V112H20ZM97 111V110H96ZM126 111V110H125ZM145 111V110H144ZM159 111V110H158ZM169 111H167V112H169ZM258 111V110H257ZM256 111V112H257ZM18 112H16V114L18 113ZM93 112L96 114V112L93 110ZM98 112V113H99ZM105 112V111H104ZM146 112V111H145ZM144 112V113H145ZM155 112V111H154ZM159 112H162V111H159ZM166 112V111H165ZM171 112H173V111H170V113ZM259 112V111H258ZM264 112V111H263ZM90 113V112H89ZM103 113V112H102ZM156 113H158V112H156ZM261 113V112H260ZM91 114V113H90ZM94 114V116L95 117H91L92 118V120H93V118H96V115ZM101 114V113H100ZM105 114V113H104ZM103 114V115H104ZM165 114H167V113H165ZM169 114V113H168ZM12 115V114H11ZM15 115V114H14ZM108 114H107V111H106V115L105 116H107ZM147 115V114H146ZM153 115V114H152ZM158 115V114H157ZM255 115V114H254ZM13 116V115H12ZM16 116V115H15ZM93 116V115H92ZM101 115H99V117H100ZM169 116V115H168ZM177 116H180L181 118H178L177 119ZM219 116V115H218ZM258 116H259V114H258ZM264 116V115H263ZM150 117H152L151 115H150ZM261 117H262V115H261ZM9 118V117H8ZM102 118V117H101ZM105 118V117H104ZM104 118H103V120L102 121H104ZM155 118V117H154ZM158 118V117H157ZM245 118V117H244ZM256 118V117H255ZM10 119V118H9ZM8 119V120H9ZM97 119H99L98 118V116H97ZM96 119V120H97ZM106 119V118H105ZM131 119V118H130ZM148 119V118H147ZM160 119V118H159ZM259 120L261 119V118H258ZM257 119V120H258ZM263 119V118H262ZM261 119V120H262ZM91 120V119H90ZM91 120V121H92ZM95 120V119H94ZM96 120L95 121H93V123L95 124L96 123ZM256 120V119H255ZM260 120V121H261ZM3 121V122H2ZM99 121V120H98ZM114 121H113V123H114ZM132 121V120H131ZM151 121V120H150ZM155 121V120H154ZM210 122H211V124H213V125H217V124H222V122L220 121V118L218 117V118H216V119H214V118H211L210 120H209ZM246 121V122H247ZM6 122H7V120H6ZM6 122H4V123H6ZM88 122V121H87ZM255 122V121H254ZM253 122V123H254ZM256 122H258V121H256ZM98 123V122H97ZM104 123V122H103ZM144 123H145V121H144ZM147 123V122H146ZM168 123V122H167ZM172 123V122H171ZM173 123V124H174ZM94 124H92L93 126H94ZM116 124V125H117ZM118 124V125H119ZM152 124V123H151ZM154 124V123H153ZM4 125V124H3ZM89 125H91V124H89ZM91 125V126H92ZM112 125V124H111ZM116 125H115V127H116ZM155 125H156V132L153 134V136H152V138H150L151 139V141L149 140V149H151V151L149 152L148 151V154L147 153H145V154H143V157H142V159L140 160V161H142V162H144V164L146 165V164H148L150 167H155V168H160V169H162L163 171H165L166 172V176H165V180H163L164 182H162L163 183V185H162V189L160 188L161 187V182L159 183L160 185H158L157 186V188H159L158 190L159 191H166L165 193H167V195H169L170 196V199H177V195H179V193L177 194V191L178 190H176V187H175V183H176V181H178V180H181L182 181V184L184 185H187V186H190V188L192 187V188H194V190H195V192H199V194H200V200L199 201H203V203H202V207H201V209H202V212H201V209L199 210L201 213H198L197 211H195L194 209H191V208H189V207H184V208H182V211H181V214H185V216H186V218L188 219V220H190V223L191 224H195L196 222L194 221V220H197V222H200V221H204V222H202L203 224H202V228H200V225H198V227H199V229H197V227H196V225H195V227H196V230H195V228H193V231H195V232H193L192 230H187V231H189V233H184V232H180V233H178V234H176L177 236H174V237H176V239L174 240V247L172 246H170L171 248H169V250H168V253L167 254H165L164 255V257H162L160 260L158 259L157 260V262L153 259V261H155L157 264H162V263H164V264H179V263H183V264H264V167H262L261 168V166L259 165V167L260 168H258V167H252L253 168V170H250L249 169V171H252V172H250V174H246L244 171H242V172H244V173H241V169L242 170H244L243 168H244V164L242 163V162H240L239 160V162H240V164L241 165H243V168H240L241 167V165L240 166H238V163H236V161H235V164L233 163V161L230 163V164H228L227 163V160L225 161V160H223L222 161V159H224L223 157H222V159H220L219 157H221L220 156V154H217L216 153V151L218 152V147L220 148H222V146H220V143L217 141V138H216V140L214 139V138H212L210 135H208V137L209 138H211L212 139V141H209V143L207 144V143H197L196 141V144H194V142H193V140L191 139V138H188L189 137V134H187L186 132H183V133H178V132H176V130L174 129V127H167L165 124H163V121L161 122L160 120H157L156 121V123H155ZM91 126H90V129H91ZM98 126V125H97ZM100 126H102L103 127V125H100ZM151 126V125H150ZM85 127V126H84ZM106 127V126H105ZM148 127V126H147ZM191 128V127H190ZM89 129V126L87 127V132L89 131L88 130ZM105 129V128H104ZM104 129H102V128H96V126H95V128H94V130H93V128H92V130H90L89 131V133L90 132H92L93 131V133H94V136H96L95 135V133H97L98 134V136H99V140L97 141V143H96V139L94 140V136H93V139L92 138H90L91 140H92V142H91V140H88L89 139V137H88V133L87 132H85L86 131V129L83 131L84 133H83V135H84V139L85 140H88V142L90 141V144H91V146L89 145L88 147H90L89 149L87 148L86 149V152H85V154L83 153V157H84V160H82L83 158H81L80 156L81 155H78V156H74V154L73 155H70V157H67L66 158V160H64V158H63V168H65V167H67L66 169H65V171L66 170H68L67 171V181L66 182H68L67 183V186H65V187H67V188H65V189H67V191H66V193L68 192H71V195H69V196H72L71 198H69V196H67L68 195V193H67V195L65 196V191L63 192L62 191V189L64 190V187H62L61 186V188L62 189H56L55 187L53 188V189H49V187H46V189L44 190L45 192H40L37 196H36V194H34L35 196V198L34 197H32L31 198V195L29 196L32 200H30V202L31 201H36V200H40V201H42V202H44V204L43 203H39V201H37L36 203H38V204H36L35 202V204H36V206L35 207H37V206H39L38 208H36L35 209V211H32V210H34V208L35 207H32L33 209H31V211H29V213H27L26 215H25V217L27 218V222H26V224H28L30 227H32V228H30V230L32 229H34V230H36L37 231V234H38V237H39V234L41 235V238H38V240H40L39 241V243H42V244H45V246H47L48 248H52V249H49L50 251L52 250V251H55V253H56V255H60V253L62 252H66L67 254H68V252L69 251H71L70 253H73V256L72 255H70L71 256V258L73 257V259L75 258V260H76V257H74L75 255H80V253L83 251V250H86V249H84L85 248V246H82L83 244H86L88 241H91V239L90 240H88L87 242H86V240H84L85 238H83V236L85 237V230H88V232H89V229H87V228H85V230H84V228H81L82 227V225L81 224H83V222L84 221H86L87 222V220L88 219H91V217H89V216H91L90 214H91V210H92V208L91 207H93L94 208V205H96V203L94 202V201H96L97 202V200L98 199H100V197L102 196V195H106L105 197H108V199L107 200H120V201H122V200H125V201H122L123 203H127V205L130 207V209H128V210H131V214H134V216H138L139 215V208L140 207H143L142 206V203L145 205V206H147L146 208L148 209V211L149 210H151L150 212H151V214H155V213H157V210L159 209V207H160V209H162L161 208V202L162 201H160V200H163L164 199V197H166L167 198V195L165 196V194H164V191L162 192H159V191H157V192H150V191H153V190H150L149 191V188H150V186L148 185V184H150V183H152L151 181H146L147 183L145 184V181L143 182V180H140V179H138L137 177H135L133 174H135L133 171H135V166H136V160H135V157H133L134 155L133 154H131L132 153V150H128L127 151V149L126 148H124L127 152H125V150L123 149V142L122 143H120V138L122 137H119V140L118 139H116L117 137H115V139H114V136H116L115 134H116V132H115V130H116V128L113 130V129H109V131L107 130H104ZM108 129V128H107ZM147 130V129H146ZM249 132H250V130H248ZM247 130H246V132L247 133H249ZM129 132V133H130ZM85 133L86 134H88L87 135V137H88V139H87V137H85L86 135H85ZM114 133V134H113ZM148 133V132H147ZM121 134H123V133H121ZM149 134H150V132H149ZM90 135H92V133L90 134ZM89 135V136H90ZM124 136V138H126V139H129V137L127 138V136L125 135V133L123 134ZM128 135V134H127ZM148 135V134H147ZM251 135V134H250ZM119 136H120V134H119ZM128 136H130V134L128 135ZM237 136V135H236ZM215 137V136H214ZM248 137H249V134H248ZM96 138V137H95ZM225 138H227V137H225ZM236 138V137H235ZM126 139H122L121 138V141L123 140H126ZM192 140V143H193V146H194V151L196 150H198L199 151V149L201 150L200 152V155H201V158H200V161H199V159L197 160V161H195V162H193L190 166H186V167H181V162H182V160L184 159V154L181 152V148H182V146L184 145V143L186 142V141H188V140ZM214 139V140H213ZM232 139V138H231ZM230 139V140H231ZM147 140V141H148ZM190 140V141H191ZM218 140L221 142V141H223V143L225 142V139H224V136H222V137H220V138H218ZM228 140V139H227ZM236 141H237V139H235ZM93 141H95V143L93 142ZM127 142H128V140H126ZM126 141H124V142H126ZM163 142V141H165V143L167 144L166 146L165 145H162L161 143H159V142ZM232 141V140H231ZM92 143H93V145H92ZM164 143V142H163ZM222 143V142H221ZM233 143V142H232ZM235 143V142H234ZM243 142H241V144H242ZM115 145L114 147L112 146V149H111V147H110V145ZM147 144V143H146ZM236 144V143H235ZM247 144H249V142H244L243 144H242V146H243V148L245 147V149H247L246 147H247ZM126 145V144H125ZM224 145H225V143H224ZM127 146L129 147L130 145H129V142H128V144H127ZM126 146V147H127ZM231 146V145H230ZM249 146H250V144H249ZM70 147V146H69ZM72 147V146H71ZM131 147V146H130ZM232 147H233V145H232ZM221 148H220V150H221ZM227 148V147H226ZM236 148V147H235ZM262 148V147H261ZM84 149V148H83ZM108 149H110L111 151L110 152H108ZM129 149H131V148H129ZM146 149H147V147H146ZM148 149V150H149ZM242 149V148H241ZM248 149H249V147H248ZM248 149H247V151H248ZM260 149V148H259ZM78 150V149H77ZM233 150H235V149H233ZM262 150V149H261ZM105 151V152H104ZM107 151V152H106ZM130 151V152H129ZM147 151V150H146ZM213 151H215L214 152V154L216 153L217 155H219V157L217 156V159H214V161H212L211 162V164H210V167L212 166V168L211 169H213L214 171H213V175L208 171V172H206L205 171V166L203 165V163H202V161H201V159H202V157H203V159H204V157H208L209 155H210V153L211 152H213ZM222 152H224L223 151V149L221 150ZM225 151H226V149H225ZM105 153H112L113 154V158H114V160L115 161H113L112 159H110V157L109 156H111V155H107V154H105ZM150 153V154H149ZM219 153V152H218ZM229 153V152H228ZM232 153V151L230 152V155H232L231 154ZM235 154H236V152H234ZM262 153H264V150H263V152ZM69 154H70V151H69ZM115 154V155H114ZM222 154V153H221ZM224 154V153H223ZM229 155V154H228ZM114 156H116V157H114ZM124 156L126 157V159L128 158L129 160H131V161H129V164H126L125 162H123V163H125L126 165H124L123 163H122V159L124 160ZM211 156V155H210ZM215 156V157H216ZM226 156V154H224V157ZM233 156H234V154H233ZM260 156H261V154H260ZM121 158V159H119V158ZM213 157V156H212ZM263 157V156H262ZM210 158V157H209ZM238 158V157H237ZM244 158V157H243ZM260 158V157H259ZM137 159V158H136ZM212 159V158H211ZM226 159V158H225ZM239 159V158H238ZM60 160H61V158H60ZM134 160H135V162H134ZM138 160V161H139ZM241 160V159H240ZM62 161V160H61ZM83 161V162H82ZM258 161V160H257ZM58 162V161H57ZM133 162L135 163V165L133 164ZM254 163V162H253ZM58 164V163H57ZM143 164V165H144ZM254 164H256V163H254ZM55 165V164H54ZM130 165V167H127V166H129ZM209 165V164H208ZM245 165H246V163H245ZM57 166V165H56ZM58 166H59V164H58ZM57 166V167H58ZM134 166V170L132 171V167ZM257 166V165H256ZM262 166H263V164H262ZM246 168H248L247 166H245ZM52 168V167H51ZM63 168H62V171H63ZM251 168V167H250ZM60 168H58V170H59ZM210 169V170H211ZM228 169H229V171H228ZM52 170H54V169H52ZM227 171H228V173H227ZM51 172V171H50ZM55 172H53V174H54ZM60 173V172H59ZM63 173V172H62ZM66 173V172H65ZM56 174L58 175V173L56 172ZM55 175V174H54ZM60 175V174H59ZM62 175V174H61ZM136 175V174H135ZM212 175V177H213V186H214V188H211L210 186H209V188L206 186V184L204 183V179L206 178V177H208V176H211ZM64 176V175H63ZM163 176V175H162ZM39 177V176H38ZM46 177H48V176H46ZM55 177H57V176H55ZM65 177V176H64ZM63 177V178H64ZM52 178L54 179V177L52 176ZM51 178V179H52ZM59 178V177H58ZM156 178V177H155ZM231 178H233V179H231ZM47 179V178H46ZM50 179V178H49ZM48 179V180H49ZM62 179V178H61ZM227 179H230V181H228ZM44 180V179H43ZM63 180V179H62ZM121 180H123V181H121ZM211 180V179H210ZM241 180H244V182L243 183H245V184H243L242 183V181ZM31 181V180H30ZM57 181V180H56ZM55 181V182H56ZM175 181V182H174ZM36 182V181H35ZM49 182H50V180H49ZM58 182V181H57ZM65 182V181H64ZM174 182V184H172ZM210 182V181H209ZM32 183V182H31ZM34 183V182H33ZM33 183H32V186H33ZM156 183H158V182H155V184ZM179 183H180V181H179ZM37 184V183H36ZM35 184V185H36ZM65 184V183H64ZM43 185V184H42ZM61 185V184H60ZM60 185H58L57 184V186H60ZM66 185V184H65ZM96 185V186H95ZM174 185V186H173ZM29 186V185H28ZM55 186V185H54ZM216 186V187H215ZM39 187V186H38ZM37 187V188H38ZM43 187V186H42ZM53 187V186H52ZM149 187V188H148ZM48 188V189H47ZM97 188V189H96ZM152 188H154V187H152ZM211 188V189H210ZM34 189V188H33ZM141 189H144V190H146V192H140L139 190H141ZM188 189V188H187ZM220 190L221 191V193L219 194V193H217L215 190ZM61 190V191H60ZM36 191V190H35ZM39 191H41V190H39ZM77 193H76V192ZM156 191V190H155ZM75 192V194L76 195H72L73 193ZM26 193V192H25ZM30 194H31V191L29 192ZM37 193V192H36ZM28 194V193H27ZM202 194H204V198H207L206 200L203 198V195ZM33 195V194H32ZM198 195V194H197ZM26 196V195H25ZM61 196H62V198H63V196H65V197H67L68 198V200H80L79 202L80 203H82V204H80L79 206H80V208H81V210H79L78 209V211H80L79 213L80 214H78L77 216L74 214L73 216L71 215H69L70 213H68V212H66L67 210H65V208L61 205V203L60 202H58V200H63V199H61ZM168 196V197H169ZM201 196H202V198H203V200H201L202 198H201ZM221 197L224 199V200H220L221 199ZM103 198V197H102ZM165 198V199H166ZM179 198V197H178ZM182 198V197H181ZM220 198V199H219ZM65 200H67L66 198H64ZM194 199V198H193ZM197 199V198H196ZM28 200V199H27ZM105 200V199H104ZM179 200V199H178ZM99 201V200H98ZM196 201V200H195ZM64 202V201H63ZM109 202V201H108ZM26 203V202H25ZM67 203V202H66ZM71 203V202H70ZM77 203V202H76ZM107 203V202H106ZM163 203V202H162ZM32 204V203H31ZM34 204V205H35ZM69 204V203H68ZM94 204V205H93ZM98 204V203H97ZM104 204V203H103ZM113 204V203H112ZM115 204H116V201H115ZM147 204V205H146ZM163 204H165V203H163ZM42 205V206H41ZM82 205V206H81ZM93 205V206H92ZM101 205H102V203H101ZM158 205H160L159 207H158ZM196 205V204H195ZM32 206V205H31ZM31 206L29 207V209L31 208ZM110 206V205H109ZM127 206V207H128ZM199 206H200V204H199ZM108 207V206H107ZM119 207V206H118ZM64 208V209H63ZM100 208V207H99ZM121 208H124V207H121ZM120 208V209H121ZM145 208V207H144ZM145 208V209H146ZM72 209V208H71ZM112 209V208H111ZM28 210V209H27ZM102 210V209H101ZM123 210V209H122ZM127 210V211H128ZM70 211V210H69ZM126 211V210H125ZM126 211V212H127ZM147 211V212H148ZM163 211V210H162ZM103 211H101L100 213H99V211H98V215L96 216V224H97V226L99 227V229H97V230H100V229H104L105 227H104V220H105V218H104V212H103V214H101ZM125 212V213H126ZM129 212V211H128ZM153 212V213H152ZM176 212H177V210H176ZM176 212H172L173 214H168V216L166 217V220L168 221V222H171L172 220L174 221L175 220V218H177V213ZM68 213V214H67ZM97 213V212H96ZM112 213V212H111ZM117 213H118V210H117ZM120 213V212H119ZM118 213V214H119ZM161 213H163V212H161ZM204 213H206V214H208V216L207 217H209L210 216V218H215V220L216 221H218V220H220V221H218V222H222V227H223V232L221 231V225L220 226H217V225H219L218 223H215L216 221H214V219H213V222H209L210 221V219H207V220H209V221H206L205 219L207 218V217H205V215L206 214H204ZM129 214H130V212H129ZM148 214V213H147ZM150 214V215H151ZM158 214H159V212H158ZM102 215H104V216H102ZM128 215V214H127ZM149 215V214H148ZM113 216H116V215H113ZM122 216V215H121ZM121 216H116V217H121ZM124 216V215H123ZM122 216V217H123ZM130 216V215H129ZM154 216V215H153ZM110 217V216H109ZM121 217V218H122ZM132 217V216H131ZM138 217H140V215L138 216ZM144 217H146V216H144ZM151 217V216H150ZM157 217V216H156ZM161 218L163 217L162 215L160 216ZM160 217H159V220H160ZM165 217V216H164ZM24 218V217H23ZM95 218V217H94ZM135 218V217H134ZM152 218V217H151ZM158 218V217H157ZM157 218H155V222H156V219ZM109 219V218H108ZM126 219V218H125ZM130 219H132V218H130ZM143 219V218H142ZM145 219V218H144ZM186 219V220H187ZM218 219V220H217ZM93 220V219H92ZM92 220H89L90 222L92 221ZM112 220V219H111ZM114 220H117V219H114ZM134 220V219H133ZM132 220V221H133ZM158 220V219H157ZM165 222H166V220H165V218L163 219ZM24 221V220H23ZM126 221H128V220H126ZM131 221V220H130ZM161 221V220H160ZM159 221V222H160ZM78 222H81V224H78ZM86 222H85V224H86ZM111 222V221H110ZM143 222V221H142ZM158 222V223H159ZM193 222H195V223H193ZM88 223V222H87ZM115 223V222H114ZM140 223V225H143V224H145V221H144V223H142L141 224V222H139ZM150 223V222H149ZM153 223V222H152ZM162 223V225H163V222H161ZM167 223V222H166ZM173 223V222H172ZM201 223V222H200ZM25 224V223H24ZM84 224V225H85ZM90 224V223H89ZM92 224V223H91ZM105 224H106V222H105ZM107 224H108V222H107ZM107 224H106V226H107ZM111 224V223H110ZM135 224V223H134ZM138 224V223H137ZM165 224V223H164ZM198 224V223H197ZM217 224V225H216ZM81 227H80V226ZM172 225H174V224H171V226ZM27 226V225H26ZM80 227V229L78 230L76 227ZM92 226H93V224H92ZM92 226H90V227H92ZM108 226H109V224H108ZM159 226V225H158ZM157 225H156V227H158ZM175 226V225H174ZM174 226H172L173 228H174ZM192 226V225H191ZM83 227H86V226H83ZM114 227H116V226H114ZM141 227H143V226H141ZM146 227H147V224H146ZM150 227V226H149ZM218 227V228H217ZM219 227H221V228H219ZM26 228V227H25ZM95 228H97V227H95ZM152 228H154L153 226H152ZM160 228V227H159ZM169 228H171V227H169ZM168 228V229H169ZM192 228H190V229H192ZM76 229L78 230V232H77V235H78V237H80V239H82V241H83V244L81 243V240L80 239H78V237L76 238V239H78L77 241H75L76 239H75V236H74V234H72V233H74V231L76 232ZM81 229H83V230H81ZM110 229V228H109ZM114 228H112L111 230H113ZM137 229H139V228H137ZM141 229V228H140ZM151 229V228H150ZM158 229V228H157ZM31 230V231H32ZM33 230V232H35ZM82 231V233L84 232V235L82 236V238H81V231ZM127 230V229H126ZM71 231H72V233H71ZM79 231H80V235L78 234L79 233ZM96 231V230H95ZM150 231V230H149ZM156 231H158V230H156ZM173 231V230H172ZM190 231H191V233H192V235H191V233H190ZM219 231H221L222 232V234L221 235H219ZM87 232V231H86ZM90 232H92V231H90ZM100 232V231H99ZM101 232H107L106 231V228H105V231H103V230H101ZM109 232V231H108ZM116 232V231H115ZM160 232H162L163 233V231L162 230H160ZM220 232V233H221ZM95 233V232H94ZM110 233V232H109ZM112 233V232H111ZM123 233V232H122ZM128 233V232H127ZM143 233V232H142ZM154 233V232H153ZM91 234V233H90ZM90 234L88 235V234H86V235H88V236H90ZM126 234V233H125ZM161 234V233H160ZM159 234V235H160ZM34 235V234H33ZM112 235V234H111ZM116 235V234H115ZM131 235V234H130ZM138 235V234H137ZM164 235V234H163ZM205 235H209V236H211L212 237V239H207V238H205L204 236ZM93 236V235H92ZM107 236V235H106ZM110 236V235H109ZM122 236V235H121ZM127 236V235H126ZM149 236H151V234L149 235ZM157 236H158V234H157ZM36 237V236H35ZM112 237V236H111ZM114 237V236H113ZM158 237H161L160 239H161V241L163 242V239L165 238V236H158ZM157 237V238H158ZM164 237V238H163ZM90 238V237H89ZM96 238V237H95ZM116 238V237H115ZM125 238H127V237H125ZM138 238H139V236H138ZM148 238V237H147ZM151 238V237H150ZM153 238V237H152ZM86 239H87V237H86ZM93 239H94V236H93ZM97 239V238H96ZM95 239V240H96ZM103 239V238H102ZM112 239V238H111ZM110 239V240H111ZM137 239V238H136ZM142 239V238H141ZM159 239V238H158ZM159 239V240H160ZM38 240H36V241H38ZM80 240V241H79ZM128 241H130V238H128L127 239ZM152 240V239H151ZM150 240V241H151ZM172 240V239H171ZM170 240V241H171ZM79 241V242H78ZM85 241V242H84ZM149 241V242H150ZM166 241V240H165ZM176 241V242H175ZM78 242V243H77ZM93 242H94V240H93ZM110 242H112V240L110 241ZM137 242V241H136ZM37 243V242H36ZM82 244V245H80V244ZM89 243V242H88ZM88 243L86 244V245H88ZM95 243V242H94ZM115 243V242H114ZM124 243V242H123ZM125 243L127 244V241L125 240ZM172 243V244H173ZM78 244V246H82V250H79V248L77 249L76 247H78V246H76V245ZM98 244V243H97ZM96 243H95V245H97ZM128 244H130V242L128 243ZM127 244V245H128ZM162 244V243H161ZM171 244V245H172ZM125 245V244H124ZM141 245V244H140ZM153 245V244H152ZM155 245V244H154ZM42 246V245H41ZM44 246V245H43ZM126 246V245H125ZM131 246V245H130ZM168 246V247H169ZM46 247V248H47ZM84 247V248H83ZM88 247V246H87ZM93 247V246H92ZM105 247V246H104ZM116 247V246H115ZM167 247V248H168ZM43 248V247H42ZM47 248V249H48ZM89 248H91V243H90V245H89ZM192 248L194 249V250H192ZM75 249H77V250H79V251H76ZM97 249V248H96ZM138 249V248H137ZM45 250V249H44ZM49 250H48V252H49ZM88 250V249H87ZM91 250V249H90ZM89 250V251H90ZM106 250V249H105ZM68 251V252H67ZM76 251V252H75ZM81 251V252H80ZM98 251V250H97ZM47 252V253H48ZM86 252V251H85ZM85 252H83V253H85ZM167 252V251H166ZM52 253H54V252H52ZM150 253V252H149ZM64 254V253H63ZM87 254V253H86ZM85 254V255H86ZM92 254V253H91ZM90 254V255H91ZM137 254V253H136ZM155 254V253H154ZM153 254V255H154ZM50 255V254H49ZM56 255H54V256H56ZM62 255V254H61ZM65 255V254H64ZM84 254H82L81 253V257L83 256ZM84 255V256H85ZM88 255V254H87ZM134 255V254H133ZM63 256V255H62ZM70 256H66V257H70ZM137 256V255H136ZM186 256V257H185ZM50 257H51V255H50ZM105 257V256H104ZM59 258V257H58ZM57 258V259H58ZM71 258H68V259H71ZM79 258V257H78ZM77 258V259H78ZM84 258V257H83ZM86 258V257H85ZM95 258V257H94ZM119 258V257H118ZM129 258V257H128ZM155 258V257H154ZM61 259V258H60ZM60 259H59V261H60ZM63 259V258H62ZM61 259V260H62ZM67 259V258H66ZM87 259V258H86ZM124 259H126V258H124ZM138 259V258H137ZM55 260V259H54ZM81 260V259H80ZM109 260V259H108ZM140 260V259H139ZM82 261H84V260H82ZM105 260L103 259V264H105V262H104ZM146 261V260H145ZM72 262H73V260H72ZM77 262V260L74 262V264ZM65 263V262H64ZM67 263V262H66ZM78 263H79V261H78ZM83 263V262H82ZM59 264V263H58ZM72 264V263H71ZM153 264V263H152Z\"/></svg>", "mask_w": 264, "mask_h": 264}]
</instances>
